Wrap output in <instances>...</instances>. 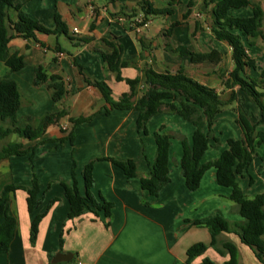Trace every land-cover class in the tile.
I'll list each match as a JSON object with an SVG mask.
<instances>
[{
	"label": "crops",
	"instance_id": "1",
	"mask_svg": "<svg viewBox=\"0 0 264 264\" xmlns=\"http://www.w3.org/2000/svg\"><path fill=\"white\" fill-rule=\"evenodd\" d=\"M150 6L165 14L148 17L147 28L140 31L118 22V16L142 15L140 5ZM23 13L48 29L56 27L58 15L68 29V35H44L35 39L15 35L9 42L10 53L17 52L25 59V67L11 72L0 62V79L8 75L19 86L22 105L17 112L20 128L37 127L47 114L64 112L57 124L49 125L45 133L34 140L8 141L23 145L26 154L0 161V192L13 183L30 187L36 178L43 193L42 204L33 212L27 209V193L17 190L11 195L9 214L16 218L17 229L10 251L0 255V264H53L58 253L72 254L73 259L56 264H186L188 249L204 243L208 249L192 264L204 258L214 264H225L230 255L224 245L237 248V264H261L254 252L234 233H222L218 249L210 246L211 234L206 227L193 222L220 215L231 224L243 218L230 201L231 188L220 186L215 168L208 169L199 188L187 189L181 172L183 145L179 138L171 139L169 148L170 182L154 198L141 187V179L150 176L157 145L155 133H170L185 137L192 145L195 126L179 115L166 111L147 123L148 133L138 131L136 110L110 109L95 82H105L112 98L119 101L131 92L126 80L140 79L135 87L138 100L145 92L144 71L157 73L183 71L198 83L214 89L224 103L233 92L235 101L216 117L209 148L202 158L205 164L218 159L227 150L228 139L242 140L243 132L237 123L241 111L256 131L264 132L262 111L242 89L224 87V80L233 70L232 49L214 38L209 29L211 6L206 0H18ZM240 17L252 15L250 8L234 11ZM13 20L16 14L10 11ZM107 42L121 48L125 67L118 81L109 70L104 55L112 51ZM248 55L255 60L256 69L248 70L249 77H259L264 70V42L254 39ZM185 48L194 53L217 51L220 62H193L189 55L176 50ZM39 67L50 76L62 78L66 94L54 103L53 90L48 83L35 85ZM264 103V101H263ZM82 118L79 123L70 119ZM68 129L62 130V125ZM34 149V152L31 150ZM25 155V156H24ZM30 157L32 158L30 160ZM132 160L137 176L127 179L123 170L107 159ZM94 162V185L91 194L113 204L110 217L92 211L68 219L70 205L61 181L71 182L72 170L82 195L86 189L83 169ZM245 195L253 198L264 194V143L255 146V157L249 167L237 176ZM55 203L48 209L51 201ZM264 208V206H263ZM46 212L38 228L34 245L30 241L31 224L35 217Z\"/></svg>",
	"mask_w": 264,
	"mask_h": 264
},
{
	"label": "trees",
	"instance_id": "2",
	"mask_svg": "<svg viewBox=\"0 0 264 264\" xmlns=\"http://www.w3.org/2000/svg\"><path fill=\"white\" fill-rule=\"evenodd\" d=\"M18 0H0V62H3L11 72L20 71L25 67V59L17 52L10 53L9 42L14 36L8 34V29L13 30L15 35L25 39H35L38 33L44 35H68V29L61 18L56 15V27L48 29L37 20L26 16ZM206 5L211 6V22L209 29L214 38L223 41L232 49L233 70L224 80V87L232 89L238 86L242 89L262 111L261 121L264 122V70L259 77H249L246 72L256 69V62L248 55V47L253 45L254 39L261 38L264 42V0H206ZM250 8L252 15L240 17L234 11ZM16 14L13 20L10 11ZM140 11L145 20L149 16L165 14L166 12L153 9L148 2L140 5ZM135 17V16H132ZM131 17V18H132ZM106 43L112 47V51L104 55V60L110 71L116 74L118 81H123L120 71L125 67L121 60V48L111 42ZM181 55H189L193 62L211 61L219 63L221 60L217 51L209 53H194L185 48L176 50ZM144 83L146 90L136 101L135 87L140 79L126 80L131 88L129 94H124L119 101H115L111 95V89L105 82H95V86L101 91L109 110H136L139 112L137 128L140 133L147 134L148 121L166 111L179 115L184 120L195 126L192 137V145L188 144L185 137L170 133H155L157 145L156 157L150 167L151 174L141 179V187L149 192L154 198L158 197L163 188L169 184V148L171 139L179 138L183 145V156L181 158V172L189 191H196L201 183L205 172L215 168L217 183L220 186L231 188L230 201L235 204L238 214L243 221L231 224L220 215L210 217L204 221L193 222L196 226L206 227L211 234L210 246L218 249L217 239L222 233H234L240 241L248 246L255 254L261 264H264V194L249 198L240 187L237 176L246 170L255 157V146L264 143V132L256 131V126L251 124L247 117L239 111L237 123L242 129L243 139H228V148L221 156L211 162L202 164V158L209 148L210 139L218 142L213 135L212 129L216 117L223 109L233 103L236 94L233 92L228 103H224L214 89L202 85L187 76L183 71L176 73H157L152 69L144 71ZM48 83L53 90V101L58 103L66 94L65 84L59 76L48 75L42 67L36 72L35 85ZM22 105V96L19 86L8 75L0 79V161L15 155H23V145L18 142H10L3 145L12 134L19 138L34 140L41 137L46 128L51 124L59 123L65 116L64 112L47 114L38 121L37 127L20 128L17 125V112ZM71 123H79L82 118L70 119ZM68 129V128H67ZM66 129V130H67ZM66 132V130L62 129ZM34 152V149L31 150ZM32 158L30 157V160ZM121 168L127 179L137 176V168L132 160L119 161L107 159ZM94 162L84 166L82 175L85 184V195L78 188L75 173V165L72 170L71 182L61 181L67 198L70 211L68 219H74L92 211L96 216L100 211L105 217L111 216L113 204L102 197L99 200L91 194L94 185L93 178ZM17 190L27 193V209L35 211L43 202V193L36 178L30 187L17 186L13 183L6 184L0 192V255L10 251L11 243L17 229V220L8 211L11 195ZM55 203L51 201L48 209ZM46 212L35 217L31 224L30 241L34 245L38 235V228ZM230 255V260L225 264H237V248L232 243L224 245ZM208 246L204 243L192 245L187 251L186 264H192L193 260L204 255ZM201 264H214L210 259L204 258Z\"/></svg>",
	"mask_w": 264,
	"mask_h": 264
},
{
	"label": "built area",
	"instance_id": "3",
	"mask_svg": "<svg viewBox=\"0 0 264 264\" xmlns=\"http://www.w3.org/2000/svg\"><path fill=\"white\" fill-rule=\"evenodd\" d=\"M118 22L125 24L128 28L134 29L136 31H140L143 28H147L150 24L149 20H145L143 18V15H138L132 18H128L127 16H118L117 17ZM62 129L66 130L68 128V125H62Z\"/></svg>",
	"mask_w": 264,
	"mask_h": 264
},
{
	"label": "water",
	"instance_id": "4",
	"mask_svg": "<svg viewBox=\"0 0 264 264\" xmlns=\"http://www.w3.org/2000/svg\"><path fill=\"white\" fill-rule=\"evenodd\" d=\"M73 259L72 254H64V253H58L54 259L52 260L53 264L64 262V261H70Z\"/></svg>",
	"mask_w": 264,
	"mask_h": 264
},
{
	"label": "rangeland",
	"instance_id": "5",
	"mask_svg": "<svg viewBox=\"0 0 264 264\" xmlns=\"http://www.w3.org/2000/svg\"><path fill=\"white\" fill-rule=\"evenodd\" d=\"M15 139H19V137L15 134H12L11 136H9L5 141H3V145L6 144V143H9L8 141H11V140H15ZM25 156V155H24Z\"/></svg>",
	"mask_w": 264,
	"mask_h": 264
}]
</instances>
